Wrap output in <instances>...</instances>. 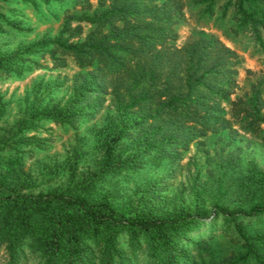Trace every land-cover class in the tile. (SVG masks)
<instances>
[{"label":"trees","instance_id":"obj_1","mask_svg":"<svg viewBox=\"0 0 264 264\" xmlns=\"http://www.w3.org/2000/svg\"><path fill=\"white\" fill-rule=\"evenodd\" d=\"M73 1L74 6L82 2ZM94 1L98 9L91 16H67L54 42L0 57V74L8 77L39 66V55H49L54 69L67 67L71 59L84 71L74 77L73 105L35 109L1 138L0 249H5V264H264V232L249 235L246 228L264 216V175L254 169L241 179L237 203L229 200L235 206L220 201L230 193L220 186L221 197L213 200L210 214L203 212L204 190L195 187L194 205L202 211L168 218L93 197L94 184L111 173L141 169L147 160L173 155L175 160L197 139L227 128L222 106L238 87L241 63L237 52L216 38L203 36L182 47L171 44L184 16V0ZM84 2L92 7L89 0ZM245 2L236 1L237 25L262 42L264 11L254 4L248 10ZM84 24L93 27L85 36ZM107 102L117 116L99 135L98 169L80 177L81 190L61 187L35 194L38 184L26 173L23 157L41 141L23 133L36 130L40 121L71 126L82 119L94 122ZM239 105L253 130L264 124L260 86L254 85L250 97L235 103ZM126 138L134 146L117 155ZM80 154L71 163L73 178ZM211 220L224 222L223 232L240 245L239 251L216 260L214 231L197 237L184 255V241Z\"/></svg>","mask_w":264,"mask_h":264},{"label":"rangeland","instance_id":"obj_2","mask_svg":"<svg viewBox=\"0 0 264 264\" xmlns=\"http://www.w3.org/2000/svg\"><path fill=\"white\" fill-rule=\"evenodd\" d=\"M236 1L184 0L186 8L176 26L177 39L171 41L172 45L182 47L203 36L216 38L239 55L238 87L222 106L227 128L197 139L188 149L179 151L175 160L174 155L147 160L141 169L111 173L94 184L93 197L111 198L117 205L136 206L152 216L168 218L181 212L198 213L192 192L195 187L198 191L204 190L203 212L210 214L213 200L221 197V185L230 193L220 201L235 206L229 200L237 203L235 191L241 179L251 169L264 175V124L253 130L250 119L245 118L243 105L235 107V103L250 97L254 85L261 87L264 99V32L260 42L253 33L238 27ZM251 1L254 3L245 2L248 10L254 4L264 11V0ZM89 2L92 7L84 0L77 6L73 0L0 1V57H13L43 41L54 42L68 15L74 18L91 16L98 9L96 1ZM83 26L84 36L93 30L88 24ZM38 57L39 66H31L19 76L0 74V141L11 134L10 129L19 120L35 109L59 106L58 109L62 110L75 102L74 77L84 71L71 59L67 67L54 69L49 55ZM116 116L115 108L107 102L94 122L82 119L76 126H71L50 120L40 121L36 130H26L24 137L35 136L41 141L39 148L31 149L32 154L23 157L26 173L38 184L33 192L38 194L61 187L81 190L78 188L82 182L80 177L88 170H97L101 162L99 135L107 122ZM130 146H134L133 140L126 138L118 146L117 155H123ZM31 150L25 148L23 151ZM76 152L81 154L73 178L71 163L75 161ZM225 208L233 210L228 205ZM224 227L223 221L211 220L184 241L186 246L182 253L186 255V249L196 242L197 237L216 231L211 247L215 259L220 261L230 257L239 251L240 245L226 236ZM246 228L249 235L264 232V216L254 219ZM3 254H6L5 249H0V264H5ZM28 264L40 262L31 260Z\"/></svg>","mask_w":264,"mask_h":264}]
</instances>
